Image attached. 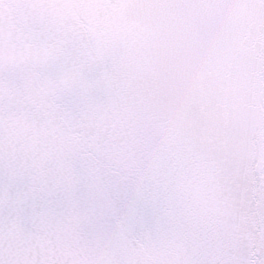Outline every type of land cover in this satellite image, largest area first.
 <instances>
[{
	"label": "snow or ice",
	"instance_id": "obj_1",
	"mask_svg": "<svg viewBox=\"0 0 264 264\" xmlns=\"http://www.w3.org/2000/svg\"><path fill=\"white\" fill-rule=\"evenodd\" d=\"M0 264H264V0H0Z\"/></svg>",
	"mask_w": 264,
	"mask_h": 264
}]
</instances>
